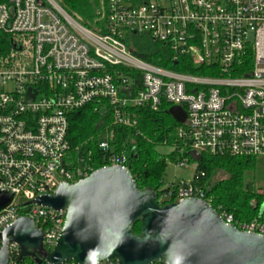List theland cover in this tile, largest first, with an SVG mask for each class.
Returning a JSON list of instances; mask_svg holds the SVG:
<instances>
[{"label":"built area","instance_id":"obj_1","mask_svg":"<svg viewBox=\"0 0 264 264\" xmlns=\"http://www.w3.org/2000/svg\"><path fill=\"white\" fill-rule=\"evenodd\" d=\"M99 10L88 28L56 0H0V33L13 45L10 58L0 57V194L12 198L0 210V233L29 218L50 252L66 211L35 201L96 171L93 151L72 148L68 138L70 116L88 105L112 119L96 142L102 167H128L131 158L112 143L111 127L136 128V110L162 107L186 114L176 122V145L167 146L181 159L178 166L194 161L190 152L264 159V0H101ZM144 36L173 65L181 60L207 75L140 59L135 38ZM157 194L160 205L193 198L212 204L194 179ZM221 216L240 231L264 235V222L237 225ZM8 252L9 264H36L20 261L15 242Z\"/></svg>","mask_w":264,"mask_h":264},{"label":"water","instance_id":"obj_2","mask_svg":"<svg viewBox=\"0 0 264 264\" xmlns=\"http://www.w3.org/2000/svg\"><path fill=\"white\" fill-rule=\"evenodd\" d=\"M168 115L184 123L186 114L172 107ZM199 162L202 156L190 152ZM152 188L140 189L129 168H101L76 184L60 185L54 195L35 202L66 211L64 228L51 252L43 233L21 218L0 233V264H9L8 244L21 249L20 261L36 264H264V235L240 231L202 199L160 205ZM0 194V210L11 202ZM140 224V233L134 231Z\"/></svg>","mask_w":264,"mask_h":264},{"label":"trees","instance_id":"obj_3","mask_svg":"<svg viewBox=\"0 0 264 264\" xmlns=\"http://www.w3.org/2000/svg\"><path fill=\"white\" fill-rule=\"evenodd\" d=\"M131 1L140 4L144 0ZM100 3L101 0H61L60 5L69 15L80 20L82 25L93 28L96 25ZM135 39L139 46L134 54L140 59L177 72L207 75L200 69L185 68L181 60H178L176 66L173 65L167 60L166 50L152 43L148 37ZM12 53L11 39L0 33V57L10 58ZM135 112L139 118L138 126L111 127L110 132L114 134L112 143L117 149H125L131 156L128 167L139 188H152L159 192L164 184L167 161L177 163L181 159L175 153L167 158L159 153L158 148L176 145L175 131L179 125L168 115L166 107L159 111L143 108ZM111 121L109 111L101 109L96 111L93 105H88L70 116L68 133L70 144L72 148L83 146L84 150L93 151V158L97 163L96 171L103 168L99 151L96 149L98 135L105 126L111 124ZM258 162L259 160L255 158L204 155L197 163L193 179L204 187L207 197L212 199L211 205L221 215H231L237 225L251 223L254 220L264 222V195L257 194L253 185L255 180L249 181L251 175L250 180L255 178L253 175L258 170ZM218 172L224 173L226 178L213 183L212 179ZM140 230L141 225H135L134 231L140 233Z\"/></svg>","mask_w":264,"mask_h":264},{"label":"rangeland","instance_id":"obj_4","mask_svg":"<svg viewBox=\"0 0 264 264\" xmlns=\"http://www.w3.org/2000/svg\"><path fill=\"white\" fill-rule=\"evenodd\" d=\"M56 1L61 3V0H56ZM100 6H101V3H100ZM99 11H101V10H99ZM75 19H77V18H75ZM158 151L160 154L169 158L172 150L170 148H167V147H159ZM258 163H259L258 170H257L256 174L253 175V176H255V178H252V180H250L252 175L249 178V181H251V182L255 180V183L253 185L256 189L257 194L259 191H264V159L259 160ZM196 169H197V163L195 161H192V160L189 163L185 162V164L182 167H180L176 163H173L172 161L168 160L167 161V168H166V171L164 174L163 187H167L172 183L178 184V183L183 182V181L190 182L196 173ZM224 178H226V175L224 173L218 172L214 175L212 182L215 183V182H218Z\"/></svg>","mask_w":264,"mask_h":264},{"label":"bare ground","instance_id":"obj_5","mask_svg":"<svg viewBox=\"0 0 264 264\" xmlns=\"http://www.w3.org/2000/svg\"><path fill=\"white\" fill-rule=\"evenodd\" d=\"M106 167H112V166H106ZM106 167H103V168H106ZM126 168H129V167H126ZM130 169V168H129ZM157 201H158V198H157Z\"/></svg>","mask_w":264,"mask_h":264}]
</instances>
